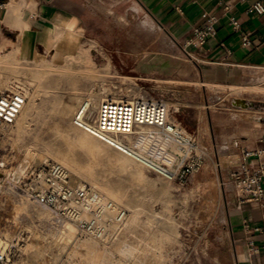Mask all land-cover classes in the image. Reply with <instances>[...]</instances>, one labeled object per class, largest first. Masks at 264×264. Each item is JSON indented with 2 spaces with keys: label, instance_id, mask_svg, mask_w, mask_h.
<instances>
[{
  "label": "rangeland",
  "instance_id": "rangeland-1",
  "mask_svg": "<svg viewBox=\"0 0 264 264\" xmlns=\"http://www.w3.org/2000/svg\"><path fill=\"white\" fill-rule=\"evenodd\" d=\"M84 3L86 11L68 10L80 14L81 26L59 10L42 23L26 0L6 5L21 13L14 22V12L0 7L1 55L19 64L17 70L0 64V74L30 89L25 114L0 127V238L12 250L11 264H239L230 223L229 145L239 139L254 146L264 135V69L241 67L232 83L205 82L144 0L103 16ZM64 38L69 54L57 51ZM106 95L166 103L170 121L210 146L209 162L180 184L78 127L75 114L93 96L91 122ZM47 160L128 211L120 236L104 243L80 236L78 228L73 235L64 227L68 220L27 199L21 182L32 165Z\"/></svg>",
  "mask_w": 264,
  "mask_h": 264
},
{
  "label": "built area",
  "instance_id": "built-area-1",
  "mask_svg": "<svg viewBox=\"0 0 264 264\" xmlns=\"http://www.w3.org/2000/svg\"><path fill=\"white\" fill-rule=\"evenodd\" d=\"M224 9L229 11L230 7L226 5ZM248 12L264 14V0L252 4ZM229 23L233 30L240 32L243 44L251 45L249 35L241 32L239 19L230 16ZM218 25L219 17L209 15L204 25L196 28L193 35L182 43L183 51L192 61L195 60V50L203 48L216 35ZM26 101V89L18 81L11 84V89L0 90L1 128L15 123ZM86 106L76 116L75 121L80 127L168 180L185 184L210 160V146L203 143L198 133H188L171 122L169 108L162 101L106 99L100 103L92 124L88 126L83 124ZM142 127L152 128L154 132L146 135L140 146L130 147L111 139L134 135ZM229 150L233 153L228 156L231 159L228 183L234 204L241 207L254 203L264 208V135L254 146L235 139ZM233 156L238 160H232ZM20 190L29 200L76 225L80 236L96 240L115 235L129 216L124 207L114 200L104 199L90 184L74 180L70 171L56 161L32 165L20 184ZM245 225L248 227L247 222ZM254 230L261 232L262 228ZM248 247L251 255H261L264 259V246L260 247L249 239ZM11 260L10 246L0 243V264L11 263Z\"/></svg>",
  "mask_w": 264,
  "mask_h": 264
},
{
  "label": "crops",
  "instance_id": "crops-1",
  "mask_svg": "<svg viewBox=\"0 0 264 264\" xmlns=\"http://www.w3.org/2000/svg\"><path fill=\"white\" fill-rule=\"evenodd\" d=\"M10 1L5 0L0 7H6ZM26 1L30 2L33 8H38L41 13L38 17L42 23L49 21L50 16L54 17V12L59 10L66 12L76 25L85 24L79 13L68 11L74 8L86 11L87 6L83 0ZM257 1L259 0H144V5L159 26L180 46L193 35L196 28L204 25L207 16H218L216 35L210 38L203 48L195 50L193 62L205 82L228 84L240 77L241 67L264 69V14L248 12L249 7ZM226 5L230 7L229 11H225ZM230 16L239 19L241 32L249 35L251 45L243 44L240 32L233 30L229 23ZM221 44L225 46L222 47ZM263 217L264 208L258 204L247 203L241 207L235 205L230 223L235 235V244L241 251L238 254L239 264H264L263 257L251 255L248 247L249 239H253L260 247L264 246ZM255 228H262V231L255 232Z\"/></svg>",
  "mask_w": 264,
  "mask_h": 264
},
{
  "label": "bare ground",
  "instance_id": "bare-ground-1",
  "mask_svg": "<svg viewBox=\"0 0 264 264\" xmlns=\"http://www.w3.org/2000/svg\"><path fill=\"white\" fill-rule=\"evenodd\" d=\"M10 6H11V4L10 5H8V7H6L7 8V11H10V12H14V15L12 16V19H13V22L14 21H16L17 19H19L20 17H21V13H19L17 10H14V8L13 9H10ZM68 43V40L66 39V38H64L62 41H61V43H60V45H59V47H58V49H57V51H58V53L59 54H69V52L67 51V49H66V46L68 45L67 44ZM85 49V48H84ZM78 50H82L81 49V47H78ZM87 50V49H86ZM82 52V51H81ZM80 52V54H82L83 55V57L87 60V61H90V55H89V53L88 52H82L81 53ZM59 59V58H58ZM57 59V60H58ZM67 59V58H66ZM61 61V60H60ZM63 61V60H62ZM84 62H85V60H84ZM67 63V62H66ZM0 64H3V65H5L4 67H6V68H13V69H16L17 68V66L19 65L18 63H11L10 61H8L7 60V58L5 57V56H2L1 55V51H0ZM17 70V69H16ZM50 70V69H49ZM14 81H18V82H20L24 87H25V89H26V97L27 98H29V95H30V89L28 90V87H27V85H26V83L25 82H23L21 79H13L12 81H10V83H7L6 82V80L3 78V76H1V74H0V89H3V88H6V89H4V90H9V89H11V84L14 82ZM103 93V92H102ZM103 94H105V93H103ZM92 95V94H91ZM99 96V95H98ZM97 96V97H98ZM110 96V95H109ZM31 97V96H30ZM108 96L106 95V97H103V96H101L99 99H100V103L102 102V101H104V100H106V99H112V100H122V99H127L126 97L124 98V97H122V98H115V97H108ZM93 96L88 100V102H87V104H85L84 106H86V115H85V118H84V120H83V124L84 125H90V124H92V121L91 122H89L88 121V119H90L91 118V115H92V113H93V109L95 108V102H94V100H93ZM134 99H136V98H133L132 100H134ZM142 99H145V98H142ZM32 100H34V96H33V98H32ZM127 100H131V99H127ZM246 100H242V99H236L235 100V103L238 105V106H240V107H242V108H244V109H247L248 108V104L253 108V104L251 103V102H247ZM100 103H99V105H100ZM26 104L27 103H25V105H24V107H23V109L21 110V112H20V114L18 115V116H20V115H23V114H25V110H26ZM29 106V105H28ZM249 106V107H250ZM83 108V107H82ZM81 108V109H82ZM98 108H99V106H98ZM97 111H98V109H97ZM80 112V110L75 114V116H77L78 115V113ZM74 116V119L76 120V117ZM17 118H19V117H17ZM95 118V117H94ZM17 120V119H16ZM20 120V119H19ZM23 121H24V119H23ZM23 121L21 122V123H23ZM172 122V121H171ZM75 124L78 126V127H80L77 123H76V121H75ZM22 126V125H21ZM18 127V126H17ZM80 128H82V127H80ZM82 130H84L85 132H87L84 128H82ZM154 132V129H152V128H149V127H142L138 132H136L134 135H127V136H118V137H111V139H113V140H116L118 143H120V144H124V145H127V146H140L142 143H143V141H144V138H145V136L146 135H149V134H152ZM87 133H89V132H87ZM90 134V133H89ZM92 135V134H91ZM92 136H94V135H92ZM95 137V136H94ZM76 138V137H75ZM97 138V137H96ZM99 139V138H98ZM101 140V139H100ZM76 141V140H75ZM102 142H105V141H103V140H101ZM100 143V142H99ZM105 143H107V142H105ZM108 144V143H107ZM108 145H110V144H108ZM108 147H113V146H108ZM113 148H115V147H113ZM116 149V148H115ZM114 149V150H115ZM117 150H119V149H117ZM176 151H178V149H175ZM119 151H121V150H119ZM121 152H123V151H121ZM123 153H125V152H123ZM126 154V153H125ZM126 155H128V154H126ZM33 156H34V152L33 151H31V150H29L28 152H27V157L30 159V158H33ZM129 156V155H128ZM131 157V156H130ZM129 158V157H128ZM133 158V157H132ZM126 160V159H125ZM125 162V161H124ZM61 164V163H60ZM63 165V164H62ZM65 166V165H64ZM66 167V166H65ZM67 168V167H66ZM68 169V168H67ZM18 170H20L19 172H20V174L21 175H24L25 174V169H24V167H20ZM69 170V169H68ZM17 173H18V171H17ZM101 191V190H100ZM100 191H98L100 194H101V196L104 198V199H107V200H112L111 198H109L108 196H106L105 194H103V192H100ZM28 199V198H27ZM29 200V199H28ZM36 203V202H35ZM38 204V203H37ZM38 205H40V204H38ZM40 206H42V207H45V206H43V205H40ZM45 208H47V207H45ZM47 209H49V208H47ZM52 213H54V211H52L51 209H49ZM55 214V213H54ZM56 217L57 218H59V219H61L59 216H57L56 215ZM129 217L130 216H128V218H127V220H126V222H125V224L123 225V227L119 230V231H117V233L115 234V235H111V236H109V237H107V238H105L104 240H96V239H93V238H91V239H93V240H95L96 242H109V241H111V240H113V239H115V238H117L118 236H120V234L122 233V231H123V228L125 227V225H126V223H127V221H128V219H129ZM135 217V216H134ZM61 220H63V219H61ZM64 227H65V229L67 230V231H69L71 234H73V235H75V233H77L76 231H77V227H75V225L74 224H72L71 222H69V221H67L66 223H64ZM4 234H10L9 233V231H6ZM71 238V237H70ZM0 243L1 244H4V245H8V243H6V242H4L1 238H0ZM94 244V243H93ZM91 249H93V248H91ZM120 249V248H119ZM7 264H11V263H7Z\"/></svg>",
  "mask_w": 264,
  "mask_h": 264
},
{
  "label": "water",
  "instance_id": "water-1",
  "mask_svg": "<svg viewBox=\"0 0 264 264\" xmlns=\"http://www.w3.org/2000/svg\"><path fill=\"white\" fill-rule=\"evenodd\" d=\"M5 0H0V4ZM51 1V0H47ZM98 15L110 13L129 0H84Z\"/></svg>",
  "mask_w": 264,
  "mask_h": 264
}]
</instances>
